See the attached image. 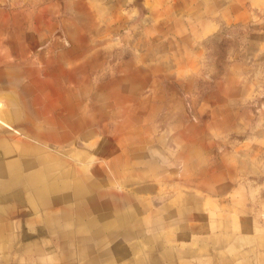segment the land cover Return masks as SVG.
<instances>
[{"label": "crops", "instance_id": "crops-1", "mask_svg": "<svg viewBox=\"0 0 264 264\" xmlns=\"http://www.w3.org/2000/svg\"><path fill=\"white\" fill-rule=\"evenodd\" d=\"M0 1L13 5L12 51L44 29L59 28L70 44L54 67L27 66L30 84L20 61L0 54V264H51L56 252L61 264H113L120 253H131V264H264V220L245 215L244 187L229 181L264 174V0ZM222 34L238 47L213 45ZM222 57L224 70L198 95L196 77L211 75ZM82 62H108L116 74L86 85ZM164 79L190 94L192 119L169 127L181 140L162 132L179 106ZM253 99L258 116L249 124ZM101 123L118 124L126 137L102 140L107 169L75 176L48 142L88 137L83 129ZM247 124L252 139L202 167L214 135ZM164 151L180 165L162 163ZM254 191L264 196V182ZM118 236L131 244L119 246Z\"/></svg>", "mask_w": 264, "mask_h": 264}, {"label": "rangeland", "instance_id": "rangeland-1", "mask_svg": "<svg viewBox=\"0 0 264 264\" xmlns=\"http://www.w3.org/2000/svg\"><path fill=\"white\" fill-rule=\"evenodd\" d=\"M12 4H9L6 1H0V20H4V25L0 26V54L5 53L6 51L9 53L6 57V59L2 62H14V61H20L16 62L20 69L23 71V82L29 83L31 82L30 76L27 73H24V70L27 66L31 65L38 69L42 68L44 65L45 68H51L54 67L59 61H60V54L62 51L66 52V49L69 47V43L67 41V38L61 33V30L59 28H53V29H44L48 30L46 34L43 35H36V36H30L27 37V40L22 41L21 44L17 47L18 50L12 51V49L9 48L7 42L8 38L11 36V32L13 30L14 22L12 20ZM28 15V14H27ZM23 19V18H21ZM24 21V23H23ZM24 25L28 28L29 23L27 19L21 20V25ZM16 26H19L18 23ZM213 45H218V48L220 50H223L224 47L230 48L231 46L235 45V47H238V43L236 40L229 35L222 34L220 35L216 40H213L211 42ZM105 47H108L107 44H104ZM118 46H120V43H118ZM65 56H67V53H65ZM68 58V57H67ZM224 57L220 58L219 62L217 64H214V72L211 75L206 74H200L196 77L195 83L197 84V92L198 95L200 92L206 91L208 88H212L213 84V78L215 74H221L224 70V63L221 62L224 61ZM68 61V68L70 69L71 60ZM74 62H77L75 60ZM87 63V64H86ZM115 64H118L119 62H114ZM82 65L86 68L84 81L86 85L93 86L94 81L96 83H100L99 81L106 79V76H112L111 74L115 75L114 72L115 67L109 65L108 62H105L103 66H94L92 62H82ZM119 74V73H118ZM117 74V75H118ZM44 76L42 73L39 77ZM95 83V84H96ZM161 87L165 89L166 91L175 92L178 94L179 100V106L175 109V112L173 114H169L168 116L164 117V122L160 123L162 127L165 128L164 132L166 138L168 139H179L181 140V136L178 133V130H170L169 127H172L173 124H175L176 121H183L187 122L192 119V114L189 109V100H190V94L188 91L181 88L174 80L170 79H164L161 82ZM33 96V94L28 95L27 97L30 98ZM257 98V97H256ZM3 100V99H1ZM92 102L90 98L84 99V103L86 104L85 112L86 114L92 113V110L88 107L91 106L89 103ZM258 99H253L248 105V109L250 110V120L249 124H251L254 121V117L256 118L258 116ZM119 119V118H118ZM178 123V122H176ZM249 124L244 128V130H237L236 128L226 132H220L217 135H214L212 139L216 141V146L209 147V150L207 153H204L205 156L208 158V161L202 164V167L205 168H211L213 165H216V163L221 161L220 157L222 153L227 152L230 156L233 151H236L237 148H234L232 144L236 146L237 140L240 141L241 139L250 140L253 138V130L251 129V125L249 127ZM93 125V124H92ZM90 125L89 127L83 129V132H86L90 130V136L86 137L85 135L83 137H79L77 134H70L68 138L65 140H55L50 141L48 144L51 146L50 149H52V152L62 157L63 159L67 160L69 163L73 165L74 175L76 176L78 172L83 171H91L93 172L95 168L98 166L104 167L107 169L108 162L107 158L108 155L104 150L102 149V140L107 138L108 136H112L115 142L118 141H124L125 139V131L121 130L119 128L118 124L111 123L109 124H103L101 123L93 125L92 127ZM103 127V128H102ZM238 127V126H236ZM239 128V127H238ZM113 140V141H114ZM222 144V145H220ZM251 144V143H250ZM117 148H120L117 147ZM160 150V147L154 148ZM243 148H240L242 150ZM245 153H248L249 151H252L251 147H244ZM166 155V158H164V164H166L168 167H177L180 165V163L173 162L170 160V155L164 151L162 152ZM235 153V152H234ZM247 155V154H246ZM205 158V157H204ZM231 159V157H230ZM235 159V158H234ZM88 163V164H87ZM224 163V162H223ZM221 163L218 165L220 166ZM246 167H250L251 161H249L247 158L245 159ZM236 166L237 162L229 161V167H228V173H230V170L234 168V173H236ZM181 177V175H179ZM196 177L199 179V175H196ZM230 184H232L234 187H237L238 184L240 187H244L245 195H244V201L248 204L249 210L245 211V215H248L250 219H257L258 216L261 220H264V196H259L256 191L253 193L254 186H257L258 183L264 182V174L261 176V178H256L252 175V173H245V174H238L236 178L229 179ZM127 187L126 189H128ZM125 189V188H124ZM252 190V193L250 192ZM105 197V196H102ZM229 199H231V196H229ZM25 210V208H24ZM27 210V209H26ZM25 210V211H26ZM121 237H117V244L121 247H124L125 245L131 244V241H120ZM54 242V241H53ZM102 242H106V244L100 245V249L103 250V248H107L110 245V242L108 241V238L105 237ZM114 242V240H113ZM53 244L56 245L54 242ZM54 245V247H55ZM88 249H92L94 244H88ZM56 248L57 245H56ZM95 248V246H94ZM49 256V255H47ZM128 257H124V254L120 253L117 254L116 259L113 260V264H131L134 262L135 259L131 257V253ZM48 261H52L51 264H61V260L59 259V255L49 256L47 257ZM85 259V258H84ZM87 259V258H86ZM78 261L74 259H70L69 264H76ZM83 260L79 259V262ZM107 261V260H106ZM101 262H103L101 260ZM135 263V262H134ZM255 263L252 260V264ZM167 262L165 261V263ZM171 264H177L176 261L172 262Z\"/></svg>", "mask_w": 264, "mask_h": 264}, {"label": "bare ground", "instance_id": "bare-ground-1", "mask_svg": "<svg viewBox=\"0 0 264 264\" xmlns=\"http://www.w3.org/2000/svg\"><path fill=\"white\" fill-rule=\"evenodd\" d=\"M5 151V150H4Z\"/></svg>", "mask_w": 264, "mask_h": 264}]
</instances>
